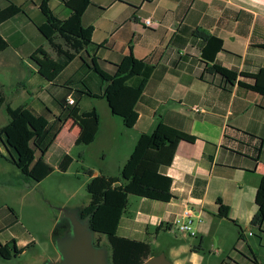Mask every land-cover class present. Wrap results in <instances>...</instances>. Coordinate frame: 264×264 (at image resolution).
<instances>
[{
    "label": "crops",
    "instance_id": "0c3cea01",
    "mask_svg": "<svg viewBox=\"0 0 264 264\" xmlns=\"http://www.w3.org/2000/svg\"><path fill=\"white\" fill-rule=\"evenodd\" d=\"M41 1L0 0V9L9 4L21 7V12L0 23V35L7 42L0 52V90L4 95L0 127L8 122L7 106L25 105L32 113L47 116L49 122L62 118L46 159L65 152L72 158L71 165V149L81 145L75 140L82 126L68 114L67 97L75 98L69 86L73 78L66 74L58 79L78 58L53 81L38 73L32 59L36 50L54 54L38 29L45 22L39 9ZM48 5L61 19L71 13L64 0H48ZM144 18H150L153 25L145 26ZM82 23L92 27L91 42L101 45L94 55L105 69L113 70V65L130 52L154 65L136 103V123L130 128L109 107L100 112L93 99L104 98L80 97L77 105L81 110L95 108L99 115L98 130L86 146L102 135L105 144L114 145L117 140L110 133L115 128L134 131L126 134L123 148L119 149L122 155L117 168L121 170L137 138L150 133L159 123L196 137L193 142L180 141L172 163L164 169L172 179L173 198L162 202L142 197L135 212L126 209L117 234L151 244L148 239L173 231L172 219L188 206L201 218L196 222L201 241L211 235V226L228 223V234L235 242L233 248L241 251L246 246L253 256L251 264H263L254 253L251 230H260L258 244L262 245L264 224L257 228L250 221L257 210L255 193L264 176V142L255 164L253 146L257 142L243 132L264 139V96L239 85L238 81L251 82L247 77L238 74L229 82L210 71L213 62L202 57L205 41L196 30L222 39V49L215 54L221 66L238 73H255L264 68V0H91L82 14ZM76 68L81 69V65ZM58 99H64V106ZM102 128L107 130L102 132ZM79 152L83 157L85 150ZM104 153L101 150L99 155ZM0 154L2 168L19 175L20 170L5 159L7 154L1 141ZM253 166L255 169H251ZM109 170L90 169L89 178L99 174L117 176ZM217 199L227 208V218L217 215ZM182 236L184 239L185 235ZM15 243L17 247L25 246L16 239ZM191 245L171 243L162 252L168 254L172 264H200L198 252ZM231 262L240 264L236 259ZM223 263L224 260L220 262Z\"/></svg>",
    "mask_w": 264,
    "mask_h": 264
},
{
    "label": "trees",
    "instance_id": "16d2710c",
    "mask_svg": "<svg viewBox=\"0 0 264 264\" xmlns=\"http://www.w3.org/2000/svg\"><path fill=\"white\" fill-rule=\"evenodd\" d=\"M64 1L71 11L65 19L52 12L48 0H42L39 4L45 22L39 25L38 29L54 54L38 49L32 55V59L37 65L38 73L49 81H53L75 58L81 60V66H86L99 77L94 76V81L98 85L96 90L90 88L84 82L85 79L79 82L83 84V89L72 87L75 92L74 103L68 105V114L76 118L82 126L75 143L86 145L93 141L98 130L99 115L95 108L81 110L77 105L80 97L85 95L104 98L110 111L121 118L124 126L130 128L136 123L138 117L136 103L146 87L154 65L136 58L130 52L113 65V70L105 69L100 59L94 55L101 45L91 42L92 27L82 23V14L91 0ZM19 12L21 7L14 4L0 9V23ZM196 32L201 34L205 41L201 50L202 57L213 62L210 71L221 75L229 82L234 81L238 74L247 77L251 82L238 81L239 85L264 96V68L258 69L255 73H238L236 70L226 69L215 60V54L222 49V39L199 30ZM6 47L7 42L0 35V52ZM57 101L64 106V99ZM3 103L4 95L0 90V107ZM6 113L8 122L0 127V141L6 150L7 161L15 165L24 176L36 182L50 175L54 167L63 172L67 170L72 158L65 152H59L50 160L46 159V153L61 128L62 118L57 117L54 122H49L47 116L36 115L25 105L7 106ZM243 133L250 140L255 139L257 142V145L253 146L255 155L252 159L256 164L264 139ZM195 139V136L174 126L159 123L150 133H142L137 138L118 176L99 174L91 177L86 183L89 200L81 208L79 218L82 220L87 218V226L92 232L106 236L111 250L110 264H142L149 257L156 255L148 241L117 234L121 217L127 209L128 195L162 202H168L173 198L172 179L164 169L172 163L180 141L193 142ZM255 203L257 210L251 218L250 225L259 228L264 224V176L256 190ZM216 204L217 215L227 218V208L219 199ZM240 238L243 240V237ZM99 241V239L94 241V245L100 246ZM27 246L28 244L17 247L13 238L0 242V257L10 259L22 253Z\"/></svg>",
    "mask_w": 264,
    "mask_h": 264
},
{
    "label": "rangeland",
    "instance_id": "374dc122",
    "mask_svg": "<svg viewBox=\"0 0 264 264\" xmlns=\"http://www.w3.org/2000/svg\"><path fill=\"white\" fill-rule=\"evenodd\" d=\"M77 64L82 65L80 59L73 63L58 80L63 79L67 74L73 78L71 87L83 89V84L79 82L85 79L84 82L96 90L98 85L94 81V76L99 77L93 72L87 73L86 66H81V69L76 68ZM93 103L97 105L101 113L108 110L104 99H93ZM104 129L107 130L102 128L101 131L104 132ZM131 132L134 131L113 129L110 134L116 137L117 141L114 145L105 144L102 135L92 145L81 144L79 147H72L73 162L67 170L64 172L58 169L53 170L50 175L38 182L22 173L16 175L7 168H2L0 164V242L9 241L14 237L19 245L28 244L17 256H12L10 259L0 257V264H52L61 258L57 245L64 238L73 235V219L75 217L82 220L79 218V212L89 200L86 190V183L90 179L89 170L107 167L111 173L118 176L120 174V168H117L118 160L122 155L119 149L123 148L122 143L126 134L128 136ZM82 150H85L83 157L79 154ZM101 150H105L104 155H99ZM141 199L142 197L136 195H128L127 210L135 212L140 205L138 201ZM71 214L74 217H71ZM224 224L226 223L216 227L211 226V235L204 237L202 241L195 222L193 223L194 237L185 235L183 239L182 234L174 228L168 235L148 240L151 242L154 254L161 253L166 245L171 243L188 247L187 244L191 242V246L198 252L200 264H220L223 260L230 262L231 259L234 261L236 259V262L240 264H251L253 256L249 249L245 246L241 247V251L235 250L233 248L235 242L228 234L230 225ZM251 231L255 238L252 246L254 253L257 259L264 261V244H258L262 234L258 229ZM91 236L93 242L100 240V247L105 251L106 262L110 264L111 250L106 236L94 232ZM165 256L171 262L167 253Z\"/></svg>",
    "mask_w": 264,
    "mask_h": 264
},
{
    "label": "water",
    "instance_id": "95a60500",
    "mask_svg": "<svg viewBox=\"0 0 264 264\" xmlns=\"http://www.w3.org/2000/svg\"><path fill=\"white\" fill-rule=\"evenodd\" d=\"M71 217L74 215L71 214ZM73 235L64 238L57 248L61 259L52 264H107L105 251L95 246L92 241V231L87 226V218L73 219ZM142 264H172L163 252L149 257Z\"/></svg>",
    "mask_w": 264,
    "mask_h": 264
},
{
    "label": "built area",
    "instance_id": "2783aa9c",
    "mask_svg": "<svg viewBox=\"0 0 264 264\" xmlns=\"http://www.w3.org/2000/svg\"><path fill=\"white\" fill-rule=\"evenodd\" d=\"M143 22H144V25L148 27L153 25V22L150 18H144ZM67 103L70 105L74 103V99L72 96L67 97ZM200 221H201L200 216L196 215L192 208L185 206L183 207V209L181 210L179 214L174 216L170 226L173 229L175 228L178 231V233L182 235L194 237L195 228L193 227V223L200 222Z\"/></svg>",
    "mask_w": 264,
    "mask_h": 264
}]
</instances>
